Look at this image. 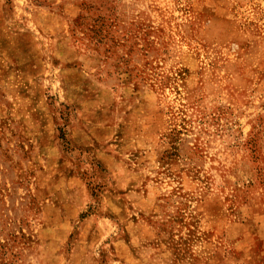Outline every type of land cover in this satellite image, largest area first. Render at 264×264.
Returning a JSON list of instances; mask_svg holds the SVG:
<instances>
[{"label": "rangeland", "instance_id": "rangeland-1", "mask_svg": "<svg viewBox=\"0 0 264 264\" xmlns=\"http://www.w3.org/2000/svg\"><path fill=\"white\" fill-rule=\"evenodd\" d=\"M0 264H264V0H0Z\"/></svg>", "mask_w": 264, "mask_h": 264}]
</instances>
